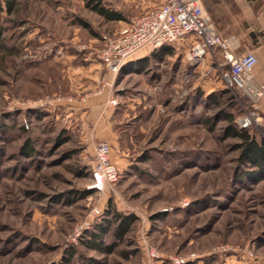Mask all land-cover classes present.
Returning a JSON list of instances; mask_svg holds the SVG:
<instances>
[{
  "label": "rangeland",
  "instance_id": "obj_1",
  "mask_svg": "<svg viewBox=\"0 0 264 264\" xmlns=\"http://www.w3.org/2000/svg\"><path fill=\"white\" fill-rule=\"evenodd\" d=\"M100 1L123 19L107 20L84 0H18L12 13L0 10V264H264V176L239 160L222 117L236 114L235 98L210 57L187 63L189 38L170 54L124 63L110 87L108 139L90 138L97 113L43 102L88 92L72 85L102 77L95 49L145 0ZM82 43L89 48L78 51ZM116 77H125L123 95L113 91ZM100 141L119 172L103 190L91 186ZM95 204L136 217L122 240L105 235V244L116 241L111 253L67 242Z\"/></svg>",
  "mask_w": 264,
  "mask_h": 264
},
{
  "label": "built area",
  "instance_id": "obj_2",
  "mask_svg": "<svg viewBox=\"0 0 264 264\" xmlns=\"http://www.w3.org/2000/svg\"><path fill=\"white\" fill-rule=\"evenodd\" d=\"M189 38L185 59L190 66L202 64L206 57L213 60L219 77L226 89L237 101L240 111L235 123L240 128H249L264 136V82L257 80L254 67L256 54L247 50L236 53L238 43L233 38L222 37L205 13L199 0H160L156 5L130 18L127 25L107 36L95 54L104 73L99 77L93 94L102 93L111 87L114 76L124 63L143 51H156L165 46ZM89 48L78 44L77 50ZM56 103L72 102L74 98L56 96L45 99ZM111 104L116 100L110 99ZM92 187L103 190L105 185L115 183L119 172L111 159V146L100 141L96 146L93 165ZM103 208L92 205L87 216L79 221L67 237L69 244L77 243L85 230L89 229L94 218L102 215ZM151 256H155L150 251ZM177 264H183L184 258L175 257Z\"/></svg>",
  "mask_w": 264,
  "mask_h": 264
},
{
  "label": "crops",
  "instance_id": "obj_3",
  "mask_svg": "<svg viewBox=\"0 0 264 264\" xmlns=\"http://www.w3.org/2000/svg\"><path fill=\"white\" fill-rule=\"evenodd\" d=\"M158 2L160 0H145L141 5L142 12ZM199 2L217 32L222 37L235 39L238 43V47L235 49L236 53L251 50L256 54L257 62L254 67V74L257 80L264 82V0H199ZM146 53L147 51L140 52L134 58H140ZM124 78L116 77L114 81L113 91L117 96L123 95V93L128 91V86L124 85L123 87L122 84ZM90 79L92 81L79 80L72 85L73 92L89 91L84 92L83 96L77 95L72 101L70 108L77 111L81 117L89 113H97L98 120L94 123L90 138L101 137L108 139L113 134V128L112 119L109 120L107 114L113 108L110 99L114 98L116 100V98L111 93L110 87L99 94L91 93L90 91L95 89L96 80L99 77H90ZM163 80L162 77L159 81H162L161 83L163 84L165 82ZM162 86H154L152 90H161ZM148 90V93L151 92L150 89ZM86 118L88 119L87 116Z\"/></svg>",
  "mask_w": 264,
  "mask_h": 264
},
{
  "label": "trees",
  "instance_id": "obj_4",
  "mask_svg": "<svg viewBox=\"0 0 264 264\" xmlns=\"http://www.w3.org/2000/svg\"><path fill=\"white\" fill-rule=\"evenodd\" d=\"M18 0H0V10H4L7 13H12L17 5ZM85 6L97 13L98 15L104 17L107 20H122L123 17L121 13L110 9L103 5L100 0H84ZM85 28H90L89 24L82 19L78 20ZM161 55L172 53V49L169 46H165L160 49ZM228 89L225 90L227 92ZM229 92V91H228ZM228 98L233 99L230 94ZM231 105L237 109L235 115L232 113H222V117L227 120L228 124L226 126V134L234 136L239 139L237 146L239 147V160L249 164V166L256 169V174L264 176V136L260 133L255 135L260 137L259 140L251 134V129L249 128H240L235 123V118L240 111L239 105L233 99L231 100ZM259 134V135H258ZM27 145V142L25 143ZM32 148L27 145L26 154L28 156L32 155ZM249 174H253L252 172ZM136 217L133 214L124 215L109 205L104 212H102L101 220L93 223V225L84 231L81 238L79 239L80 243H83L86 247L97 250L99 252L111 253L116 247V241H111L109 244L104 243V237L107 233L111 232L115 239L122 240L126 234L132 228V225ZM72 246V245H71ZM69 258L74 255V249L68 251ZM126 256L127 253H124Z\"/></svg>",
  "mask_w": 264,
  "mask_h": 264
}]
</instances>
